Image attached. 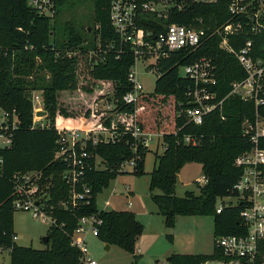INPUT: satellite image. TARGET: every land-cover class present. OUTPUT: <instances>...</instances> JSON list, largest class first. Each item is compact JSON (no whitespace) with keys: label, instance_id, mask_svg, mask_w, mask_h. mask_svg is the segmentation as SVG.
<instances>
[{"label":"trees","instance_id":"trees-1","mask_svg":"<svg viewBox=\"0 0 264 264\" xmlns=\"http://www.w3.org/2000/svg\"><path fill=\"white\" fill-rule=\"evenodd\" d=\"M56 16L59 6L66 0H55ZM94 1L95 28L87 44L80 32L71 27L64 29L61 40H55L50 20L53 17L36 14L23 0H0V43L9 47V53L0 57V108L14 112L17 127L12 130L8 147H0V247L9 248L10 264H82L79 249L72 244L71 235L77 220L82 215L96 214L101 223L95 236L109 245L135 254V245L143 231V224L129 210H100L97 194L116 177V167L135 154L139 155L133 173L144 172V157L147 148L137 143L134 152L130 146L133 137L130 132L135 125L147 132H163V153L156 154L155 167L150 174L149 189H159L151 194L158 212L167 227L174 226L178 215H211L214 223V238L218 235L242 232L239 229V205L224 206L216 212V201L233 194L232 187L240 169L234 160L249 148V142L242 135V123L251 118L255 108L252 101H245L235 95L227 96L220 108L204 116L200 125L186 123L178 111L188 106L186 91L190 80L179 73L180 66L189 64L199 57H210L216 66L217 98L224 97L230 89V82L245 76L236 57L219 47L221 37L212 35L194 51L173 52L168 58L160 59L154 89L140 96L136 104H123L122 95L131 89L127 72L134 59L130 50L115 57V48L121 45L119 36L113 30L109 19L110 0ZM227 0L213 3L191 4L184 12H173L170 22L193 25L199 18L207 31L220 28L232 18L227 9ZM145 18V19H144ZM152 15L142 14L139 25L153 27ZM246 27V26H245ZM247 27L236 36H229V44L238 48L249 37ZM84 27L83 34H89ZM256 52L264 49V30L252 37ZM27 46V47H26ZM73 51V56H66ZM82 58L86 60V77L80 81L83 71ZM84 79V74L83 77ZM92 89L94 84H113L117 101L115 110L95 111L89 106L72 112L66 104L61 105V92L85 86ZM42 92L44 110L50 121L49 127H33V108L28 91ZM89 89V90H90ZM65 103V101H64ZM259 110H264L259 108ZM116 113V115H114ZM58 127L112 128L126 131L116 142L88 145L93 157L98 155L104 163L98 168L88 169L81 180L91 189L88 203H80L71 211L61 202L69 197V186L61 174L66 165L55 158ZM176 131V133H174ZM192 134L200 138L197 146L185 145L182 136ZM187 162L201 165L206 182L199 194L192 191L185 196L175 195L176 175ZM36 171L40 181L49 180L44 210L53 219L44 242L45 247L19 245L13 239V184L15 172ZM77 190H81L77 186ZM170 238V236H169ZM136 256V255H135ZM221 252L213 246L210 254L173 253L170 264H202L208 260L221 259ZM254 264H264V250Z\"/></svg>","mask_w":264,"mask_h":264},{"label":"built area","instance_id":"built-area-1","mask_svg":"<svg viewBox=\"0 0 264 264\" xmlns=\"http://www.w3.org/2000/svg\"><path fill=\"white\" fill-rule=\"evenodd\" d=\"M38 15L53 17L56 8L55 0H23ZM216 0H110L109 19L115 33L119 36L121 45L115 48V57L127 50L133 54V63L127 72V80L131 89L126 91L121 101L123 104H136L141 95L146 92L139 79V74L157 73V63L160 59L168 58L173 52L181 50L194 51L212 35L218 34L221 39L219 47L234 54L238 63L245 72V76L230 82L229 92L222 98H217L216 66L210 57L202 56L189 64L180 66L183 76L190 80L186 91L188 106L178 111V116L184 115L186 123L200 125L208 113L220 108L223 100L229 95H235L242 100L252 101L255 111L251 118H246L242 123V135L249 142V148L242 151L234 160L240 174L232 187L233 194L220 197L228 198L216 206V212H221L224 206L239 205V229L242 232L228 233L214 238L215 247L221 252L222 258L210 260L220 264H254L264 250V49L258 52L254 49L252 37L264 30V0H227V9L232 18L237 21H228L220 28L207 31L202 27L199 18L193 25L179 24L168 21L173 12H184L191 4L213 3ZM142 14L152 15L153 27L143 28L139 25ZM145 19V18H144ZM247 27L249 37L240 47L233 48L229 44V36L239 35ZM27 47V46H26ZM9 53V47L0 43V57ZM75 52L66 51V56H73ZM141 62V70L138 68ZM153 67V68H152ZM150 68V70H148ZM148 70V71H147ZM157 79V78H156ZM156 81V80H155ZM101 84V83H99ZM111 84V85H110ZM98 92H103L104 85ZM113 91L114 107L107 104L105 111L115 110L118 99L114 96L113 84L109 83ZM30 100L33 108V127H49L35 119V112L43 104L42 92L31 91ZM111 105V106H110ZM95 111L100 110L97 102ZM109 109V110H108ZM17 117L14 112L0 108V147H8L11 142L12 130L17 127ZM57 149L55 158L66 165L61 177L69 186V197L61 205L71 211L79 207L80 203H88L91 196L90 187L81 182L86 171L94 166L98 168L99 157L87 149L88 145L98 143L116 142L121 139L126 131L112 128H76L58 127ZM176 133V131H174ZM133 141L130 143L136 151L137 143L147 148L152 141L150 133L143 131L135 125L130 132ZM162 136V135H161ZM185 145L197 146L200 138L185 134L181 138ZM163 144V143H162ZM164 145V144H163ZM164 151L165 145L162 147ZM139 155L135 154L120 163L130 166L134 170ZM127 167L124 169L126 170ZM128 170V169H127ZM40 173L36 171L15 172L12 176L13 207L30 211L33 217L45 216L47 213L43 205H35L36 192H38V179ZM206 182L203 176L197 182ZM80 186L81 190H77ZM104 205L109 206V199H104ZM131 205V202H128ZM50 224L53 219L47 214ZM101 219L96 214L82 215L78 218L76 227L71 235V241L80 251L82 264H98L89 253L84 235L96 234L97 226ZM16 239V235L13 236ZM9 248L0 247V252Z\"/></svg>","mask_w":264,"mask_h":264},{"label":"rangeland","instance_id":"rangeland-1","mask_svg":"<svg viewBox=\"0 0 264 264\" xmlns=\"http://www.w3.org/2000/svg\"><path fill=\"white\" fill-rule=\"evenodd\" d=\"M50 23L53 27L55 40H61L64 29L71 27L75 31L80 32L82 37L86 39L83 44H87L86 42L91 39L95 28L94 1L66 0L64 4L59 6L56 16L50 20ZM84 27L89 28V34H83ZM80 63L83 71H80L79 79L81 82L88 81L85 74L88 62L86 63V60L82 58ZM138 68L141 70V62H138ZM142 71L143 73H140L138 77L143 84L144 90L151 93L154 89L157 73L155 71L153 73H144L143 69ZM179 73L183 75V70L179 69ZM83 74L84 79L82 78ZM100 85L99 83L94 84L93 88H89V90L87 89L89 82H87L85 86H77L65 90L59 95L63 100L60 104H66L65 108L67 110L77 113L87 106L94 110L93 107L96 102L99 104L100 110L105 111L108 103L113 108L116 102H113L111 87L104 86V91L99 93ZM31 91L34 90L32 89ZM31 91H28L29 95ZM38 110H44L43 104H40ZM46 116H35V119L48 123L50 119ZM148 133H150L152 141L148 142L147 145L143 174H134L133 170H129L131 167L126 164L124 166L118 165L116 167V177L109 182V185L101 193L97 194L96 198L100 209L133 210L139 208L141 211L146 212L138 216L145 222V228H143L144 230L137 246L141 253L136 252L137 248L135 249V254L125 251L116 245L106 248V243L100 241L93 233H88L85 236V241L89 253L98 264H168L166 258L171 253L210 254L213 251L214 223L211 215H178L175 218L174 226L167 227L164 224L163 216L158 213L157 205L151 199V194H158L160 190L153 189L150 191L149 189L150 174L155 167V156L163 153L162 147L164 145L161 140L163 132L150 131ZM98 157L101 160V157ZM100 163L101 168H104V163L102 161ZM126 167L128 170H124ZM202 177V169L199 163H185L176 175L175 195L183 197L189 191L199 194V189L205 182L197 181ZM50 183L49 180H45L42 183L40 178L38 179L39 190L36 192V200L46 194ZM104 199H109V206L104 205ZM46 200L47 198L40 202L43 207L46 204ZM222 201L227 202L228 198L217 199L216 206L221 204ZM128 202H131L132 205H128ZM49 225L50 220L47 214L33 217L30 211L15 209L13 212V228L17 235L15 241L19 245L32 246L33 248L45 247L42 238L47 235ZM0 264H10L8 250L0 252Z\"/></svg>","mask_w":264,"mask_h":264},{"label":"crops","instance_id":"crops-1","mask_svg":"<svg viewBox=\"0 0 264 264\" xmlns=\"http://www.w3.org/2000/svg\"><path fill=\"white\" fill-rule=\"evenodd\" d=\"M98 205V204H97ZM131 205H132V203H131ZM98 209H100L99 207H98ZM100 210H111L110 208L109 209H100ZM115 210V209H114ZM122 210H126V209H122ZM127 210H129V209H127ZM129 211H132L134 214H135V217H136V219H138L140 222H142L143 223V228H145L144 227V224H145V222L141 219V218H138V216H140V214H145L146 212H143V211H141V209H133V210H129ZM158 211V210H157ZM159 213V212H158ZM160 214V213H159ZM144 230V229H143ZM88 234H85L84 235V240H85V236H87ZM141 236H142V234L139 236V238L137 239V241H136V245H135V249L137 248V253H141V250L137 247L138 246V243H139V239L141 238ZM16 238H17V235H16ZM112 245H109V248L111 247ZM135 253V252H134ZM171 254H173V253H171ZM170 254V255H171ZM179 254H183V253H179ZM195 254H197V253H195ZM169 255V256H170ZM168 258V257H167ZM166 258V259H167ZM167 262H168V264H170L169 263V260H167Z\"/></svg>","mask_w":264,"mask_h":264},{"label":"water","instance_id":"water-1","mask_svg":"<svg viewBox=\"0 0 264 264\" xmlns=\"http://www.w3.org/2000/svg\"><path fill=\"white\" fill-rule=\"evenodd\" d=\"M87 29H89V28L87 27ZM46 114H47V112H46L45 110H37V111L35 112V115H37V116H40V115H46ZM99 163H100V162H99ZM46 198H47V194L42 195L41 197H39V198L35 201V205H39L40 202L44 201ZM42 239H43L44 242H46V241L48 240V236L45 235ZM106 248H109V244H106ZM167 260H169V257L167 258ZM202 264H220V263H219V262H215V261H210V260H208V261H205V262L202 263Z\"/></svg>","mask_w":264,"mask_h":264}]
</instances>
